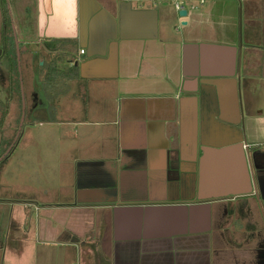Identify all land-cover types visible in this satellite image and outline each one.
I'll return each mask as SVG.
<instances>
[{
    "label": "crops",
    "instance_id": "0c3cea01",
    "mask_svg": "<svg viewBox=\"0 0 264 264\" xmlns=\"http://www.w3.org/2000/svg\"><path fill=\"white\" fill-rule=\"evenodd\" d=\"M174 4L0 0V264H264V0Z\"/></svg>",
    "mask_w": 264,
    "mask_h": 264
},
{
    "label": "rangeland",
    "instance_id": "374dc122",
    "mask_svg": "<svg viewBox=\"0 0 264 264\" xmlns=\"http://www.w3.org/2000/svg\"><path fill=\"white\" fill-rule=\"evenodd\" d=\"M13 38L15 39V36ZM5 49H6V47L3 48V50H5ZM61 59L62 58H60V61H62ZM41 63L42 62H39V64H37V66H36V70L38 72L39 71L41 72V67H39V65H41ZM0 69L3 70V72L5 70L2 66H1ZM3 81H4V79L0 76V112H5V111L7 112L8 111L9 117L7 119V123L5 121V124H6V126H5L6 128L5 129L7 130L8 135H13V138H14L15 134L17 133L16 134V138L14 140L15 141L14 143H16V145H18V143H21V141L23 140V135H25V133H26L25 130L22 131V129L23 128H27V124L29 122H31V120L40 119L42 117L46 118L45 114L47 112L45 113V111L47 110L46 108L48 106H46L44 103H41L40 101H39L38 105H35V103H33V97H32L33 95H31L27 84H21V88H23V90H24L26 99L24 101H22V99H19L20 97H18V93H16L14 104L11 105V103L7 100V91H6V88H5V86L7 87V85ZM20 81H21V78H20ZM46 96H48V94ZM47 101L49 102V99ZM47 101L45 103H47ZM19 103L22 106V110H21V108L19 106ZM13 106H14V108H12ZM34 107H38V108L43 109V110H41L39 113H37V112L33 111ZM44 109H46V110H44ZM17 129H18V131H17ZM13 138H12V140H13ZM12 148H13V146L10 147V150ZM3 149H4L3 145H1V148H0V152H1L0 153V157L1 158L4 156V155H2L3 154ZM16 155H17V153L14 154V156L12 155L13 156L12 157L13 161L17 160ZM5 164H6V161L3 164L0 165V182L3 181L2 183H0V200H2L4 198L3 197L4 195H9L8 198H13L14 196H16L15 195V189H12L13 187L10 184V182L9 183L7 182V177H6V180H2V178H1V170L3 169ZM16 173H17L16 170H14V173H13L12 169H10L8 171L7 175L8 176H13ZM1 184H5V189L4 190H2ZM48 262L49 261L45 260V258H41L39 260V264H49ZM60 263L61 264H67V263H69V264L70 263L79 264L80 263V258L72 257V259H67V258L64 257L63 260Z\"/></svg>",
    "mask_w": 264,
    "mask_h": 264
},
{
    "label": "trees",
    "instance_id": "16d2710c",
    "mask_svg": "<svg viewBox=\"0 0 264 264\" xmlns=\"http://www.w3.org/2000/svg\"><path fill=\"white\" fill-rule=\"evenodd\" d=\"M5 52H6L5 53V55H6L5 58H6V61L8 63V74H9V76H8V86L6 87V91H7L8 96H9L8 97V101L10 103H12V102L15 101L16 93L20 92V88H19L20 85H19V82H18V73L19 72H18L17 52H16L15 47H6ZM19 99H21V98H19ZM19 106H20V108L22 110V106L20 105V103H19ZM7 118H8V111L7 112L5 111L3 113V117H2V125L5 123ZM13 143H14V140L11 142L10 146ZM15 145H16V143L13 144V148L11 149V151L8 153V155L4 159H2L0 157L2 159V160L0 159V165L3 164L6 161L7 157L9 156V154L12 153Z\"/></svg>",
    "mask_w": 264,
    "mask_h": 264
},
{
    "label": "built area",
    "instance_id": "2783aa9c",
    "mask_svg": "<svg viewBox=\"0 0 264 264\" xmlns=\"http://www.w3.org/2000/svg\"><path fill=\"white\" fill-rule=\"evenodd\" d=\"M131 2L137 4V5H143L145 3H158L160 1H165V0H130ZM193 2V1H199L201 4L205 3V0H175V8L177 11H183L185 10V4L188 2ZM85 52L81 50V54H84Z\"/></svg>",
    "mask_w": 264,
    "mask_h": 264
},
{
    "label": "flooded vegetation",
    "instance_id": "af4514ba",
    "mask_svg": "<svg viewBox=\"0 0 264 264\" xmlns=\"http://www.w3.org/2000/svg\"><path fill=\"white\" fill-rule=\"evenodd\" d=\"M62 63L64 64L63 66H61L60 68L57 69V72L60 73V76L63 77L65 80L67 79L66 77V74H67V71L69 70H72V69H76L78 68L77 64L75 65H72L71 63H69L68 61L66 60H62ZM42 70V69H41Z\"/></svg>",
    "mask_w": 264,
    "mask_h": 264
},
{
    "label": "water",
    "instance_id": "95a60500",
    "mask_svg": "<svg viewBox=\"0 0 264 264\" xmlns=\"http://www.w3.org/2000/svg\"><path fill=\"white\" fill-rule=\"evenodd\" d=\"M187 14H188V11L187 10H183V11H180L179 12V15H180V17H186L187 16ZM185 24V23H184Z\"/></svg>",
    "mask_w": 264,
    "mask_h": 264
}]
</instances>
